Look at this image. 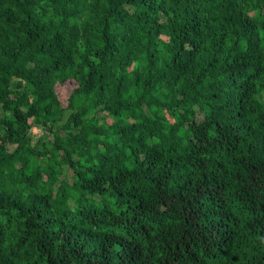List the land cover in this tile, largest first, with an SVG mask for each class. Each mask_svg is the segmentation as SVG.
<instances>
[{
  "label": "trees",
  "instance_id": "1",
  "mask_svg": "<svg viewBox=\"0 0 264 264\" xmlns=\"http://www.w3.org/2000/svg\"><path fill=\"white\" fill-rule=\"evenodd\" d=\"M0 264H264V0H0Z\"/></svg>",
  "mask_w": 264,
  "mask_h": 264
},
{
  "label": "rangeland",
  "instance_id": "2",
  "mask_svg": "<svg viewBox=\"0 0 264 264\" xmlns=\"http://www.w3.org/2000/svg\"><path fill=\"white\" fill-rule=\"evenodd\" d=\"M69 88H70L69 86L65 87V89H64L65 91L63 92V95L66 94V91L69 90ZM101 116H105V114H101ZM197 119L202 120V115L201 114L197 115ZM32 132H33L34 136H36V137L41 135V132L37 128H34L32 130ZM69 175H70V173H69Z\"/></svg>",
  "mask_w": 264,
  "mask_h": 264
}]
</instances>
